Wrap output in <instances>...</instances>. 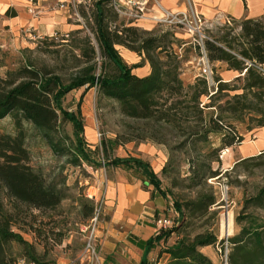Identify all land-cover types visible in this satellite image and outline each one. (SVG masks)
I'll list each match as a JSON object with an SVG mask.
<instances>
[{
	"label": "rangeland",
	"instance_id": "1",
	"mask_svg": "<svg viewBox=\"0 0 264 264\" xmlns=\"http://www.w3.org/2000/svg\"><path fill=\"white\" fill-rule=\"evenodd\" d=\"M96 3L97 0L78 3L75 8H70L69 12L65 11L61 16L66 25L64 30L42 36L32 28L9 32L2 26V18L8 16L2 15L0 10V78L8 79L10 74L14 76L20 69L30 66L41 73L61 77L63 82L68 84L79 69L86 66L88 57L84 54L91 55L92 49L95 51L94 63L98 65L97 74L114 75L116 69L105 58L97 40L94 25ZM60 5L51 8V12L59 11ZM112 9L119 16L118 20L113 18L112 29L122 26L135 27L130 24L133 22L132 18L117 11L114 1ZM121 9L124 10L122 7ZM135 9L136 7H131V12ZM157 23L155 29L148 32H153L157 37L164 36V52L153 51L151 55L161 64H166L165 71L172 72L185 86H195L198 80L206 81L199 66L204 55L203 47L198 44V36L193 35L181 24L160 21ZM230 23L214 27L206 25L201 34L211 40L226 34L234 37L241 29L232 21ZM198 46L200 49H197ZM116 49L122 57L126 53L123 59L129 67L134 68L133 73L147 63L150 64L146 54L138 55L121 46ZM127 51L141 60L126 56ZM210 64L215 85L212 86L206 81L208 89L201 99V108L215 106L213 109H205V120L209 121L212 117L216 119L219 115L223 117L224 124H232L239 137H242L241 142L237 141L232 147L224 146L230 136L225 138L224 132L206 134L204 130L201 131V126L194 128L195 121H192V126L188 129V125L181 122L172 126L164 122L157 123L156 119L129 118L123 114L119 103L104 97L97 88L90 90V94L87 93L83 98L85 88L71 92L63 101V108L76 111L81 103L86 141L92 143L88 142L93 150L99 149V154L95 157L98 166L85 162L81 167L72 166L67 158L56 155L40 132L21 115H11L0 121V136H16L23 129L26 146L31 155L30 165L47 182L66 183L68 198L55 210H37L21 205V211L16 212L6 192L2 195L6 209L16 214L15 231L22 234L27 242L35 245L44 264H88L84 253L86 234L82 232V228L89 220L83 217V203L94 205L88 195H93L94 187L102 182L103 190L104 182L112 176V167H107L104 163L108 162V158L110 161L115 159V151L119 146L130 143H135L136 146H165L168 149L164 166L166 170L161 171L159 178L163 187L178 200H196L200 193L215 195L218 203L211 209V214L201 221H193L190 232L192 236L208 231L217 232L220 243L203 248L202 253L214 264H226V257L230 253L226 240L241 231L237 218L252 213L253 209L247 207L246 202L264 187V128H256L248 117L241 122L234 120L227 113L220 112V107H225L235 93H225L212 98L216 94L218 80L225 82L222 78L225 69L218 63ZM234 81L235 79L225 83L241 87V82ZM190 92L194 93V90ZM172 99L177 102L183 98L175 95ZM86 128L94 130V135L91 139L89 137V140ZM61 131L70 139L69 142L73 141L74 130L71 123H63ZM194 131L198 136L190 135ZM98 132L103 135L102 140L98 138ZM152 138L164 141L166 145L156 144ZM107 145L111 151L108 157H104ZM256 145L262 146V149L253 154L250 150ZM141 158L146 161V158ZM211 171L218 172V177H213ZM105 220L104 215V222ZM176 239L177 236L172 235L167 244L154 251L151 264H167L169 256L164 255L162 259H158L159 252L173 245ZM12 259V264H33L17 254ZM110 261L111 257L106 259L104 264H109Z\"/></svg>",
	"mask_w": 264,
	"mask_h": 264
},
{
	"label": "trees",
	"instance_id": "2",
	"mask_svg": "<svg viewBox=\"0 0 264 264\" xmlns=\"http://www.w3.org/2000/svg\"><path fill=\"white\" fill-rule=\"evenodd\" d=\"M112 8V0H97L94 25L104 56L114 65L116 73L97 74L94 49L91 55L84 54L88 57L86 66L79 69L68 84L61 77L41 73L30 66L22 68L14 76L10 74L8 79L0 78V121L11 115H21L40 132L51 150L56 155L67 158L72 166L81 167L84 162L98 166L95 157L99 154V149L93 150L86 141L81 103L76 111L63 108V101L71 92L85 88L83 98L90 90L97 88L104 97L119 103L123 114L129 118L156 119L157 123L164 122L172 126L181 122L187 124L188 129L191 128L192 121H195L194 128L201 126V131L204 130L206 134L224 132L225 138L230 136L225 147L241 142L242 137H239L232 124L223 123V117L218 115L216 119L212 117L209 121L205 120V109L215 108L213 105L201 108V99L208 89L206 81L198 80L195 86H185L172 72L165 71L166 64H161L151 55L153 51L164 52V36L157 37L153 32L136 27L112 29L114 19L119 18ZM6 15L14 17L16 12L8 11ZM230 21L241 32L234 37L226 34L214 40L206 39L204 50L211 63H224L228 70L238 73L234 82H241L242 85L237 87L218 80L216 94L212 98L235 93L225 107H220V112L241 122L248 117L256 128H264V18ZM146 36L151 38H145ZM117 46L138 55L146 54L152 73L144 78L134 75V68L126 64L116 49ZM175 95H180L183 99L174 102L172 97ZM65 122L73 126V141L69 142L70 139L61 131V125ZM190 135L196 137L198 133L194 131ZM152 141L166 145L157 138H152ZM109 151L111 149L107 145L104 157H108ZM30 159L23 129L16 136H0V264H12L15 254L29 263L44 264L35 245L15 231L16 214L6 209L3 192H6L16 212L21 211V205L37 210H55L68 198L66 183L47 182L30 165ZM104 164L107 167L131 170L143 181L144 188L153 186L170 201L174 210V214L167 216L174 222L173 228L161 231L144 244L140 264H151L150 254L167 244L172 235L177 236L175 243L161 250L158 259L168 255L167 264H214L202 253V249L220 243L217 232L208 231L192 236L190 229L193 221H201L211 214V209L218 203L215 195L200 193L196 200L183 202L163 187L149 162L130 157L111 161L108 158V162ZM165 170L166 168L163 169ZM211 172L213 177H218V172ZM246 204L253 211L237 218L241 231L228 239L229 264H264V187L247 200ZM83 209V217L92 219L94 205L83 203Z\"/></svg>",
	"mask_w": 264,
	"mask_h": 264
},
{
	"label": "crops",
	"instance_id": "3",
	"mask_svg": "<svg viewBox=\"0 0 264 264\" xmlns=\"http://www.w3.org/2000/svg\"><path fill=\"white\" fill-rule=\"evenodd\" d=\"M71 2L72 0H0L2 15L6 16L8 11L16 12L14 17H3L2 26L13 33L32 28L41 36L55 34L65 29L64 18L61 16L66 12L56 10L51 12V8L57 4ZM118 2L126 11L125 16L129 17L131 12L129 2L146 8L142 20L134 21L130 17L133 19L130 23L132 26L145 31H153L158 24L157 21L164 19L166 13L195 14L212 27L225 25L230 20L241 22L264 18V0H118ZM126 56L133 60H141L128 51ZM218 64L225 69V73L222 74L225 82H231L239 76L238 73L228 70L226 64ZM151 70L150 64L147 63L144 67L134 70L133 74L144 78L152 73ZM93 135V128H86L88 140ZM261 149L262 146L256 145L250 152L255 154ZM115 153V158L118 159L146 158V162L151 164L158 176L164 169L168 157V149L165 146L152 144L139 146L135 143L124 144L119 146ZM110 172L112 176L104 182L105 186L100 191L105 200L106 217L101 227L106 233L104 260L111 257L112 261L109 264H140L144 254V244L160 233L156 221L171 216L174 210L170 201L158 193L153 186L144 188L143 181L131 170L112 167ZM152 255L153 253L150 254V260Z\"/></svg>",
	"mask_w": 264,
	"mask_h": 264
},
{
	"label": "built area",
	"instance_id": "4",
	"mask_svg": "<svg viewBox=\"0 0 264 264\" xmlns=\"http://www.w3.org/2000/svg\"><path fill=\"white\" fill-rule=\"evenodd\" d=\"M84 0H72L70 4H61L59 6V11L63 10L69 12L70 8H75V6ZM115 8L121 15H127L124 10L121 9L120 3L118 0H113ZM129 5L136 9L131 12L129 15L135 20H142L146 13V8L142 5H136L132 2H129ZM160 22H171L176 24H181L189 29V31L193 35H197L199 40L198 44L203 48L204 57L201 59L199 66L202 70V77L205 78L212 86L215 85L213 80V72L212 66L207 58L206 52L204 50V42L207 38L203 37L201 34V30L204 26H206V22H204L201 17L195 14L188 13H178L171 14L166 13L164 19L160 20ZM226 24H231L230 21H227ZM103 135L98 132V138L102 140ZM103 186V182L96 185L94 187L95 193L93 195L89 194L88 198L94 202V215L92 219H90L82 228V232L86 234L85 248L84 253L87 257L88 264H104V241L106 238V233L102 232V224L104 223V208H105V200L101 195V187ZM99 192V195H98ZM157 227H159L160 232L168 229H172L174 226V222L167 217L160 218L156 221ZM228 244V239L226 240ZM226 264H229L228 256L226 257Z\"/></svg>",
	"mask_w": 264,
	"mask_h": 264
},
{
	"label": "bare ground",
	"instance_id": "5",
	"mask_svg": "<svg viewBox=\"0 0 264 264\" xmlns=\"http://www.w3.org/2000/svg\"><path fill=\"white\" fill-rule=\"evenodd\" d=\"M227 224V223H226ZM229 226H230V223H229Z\"/></svg>",
	"mask_w": 264,
	"mask_h": 264
}]
</instances>
